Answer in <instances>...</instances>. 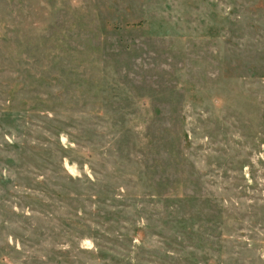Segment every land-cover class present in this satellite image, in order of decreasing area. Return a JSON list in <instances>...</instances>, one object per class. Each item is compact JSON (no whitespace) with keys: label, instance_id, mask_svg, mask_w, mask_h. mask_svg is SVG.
Instances as JSON below:
<instances>
[{"label":"rangeland","instance_id":"obj_1","mask_svg":"<svg viewBox=\"0 0 264 264\" xmlns=\"http://www.w3.org/2000/svg\"><path fill=\"white\" fill-rule=\"evenodd\" d=\"M0 264H264V0H0Z\"/></svg>","mask_w":264,"mask_h":264}]
</instances>
